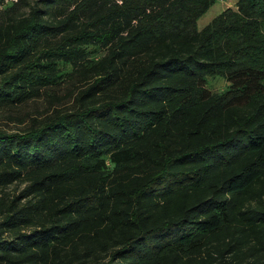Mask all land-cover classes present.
Here are the masks:
<instances>
[{
  "label": "trees",
  "instance_id": "1",
  "mask_svg": "<svg viewBox=\"0 0 264 264\" xmlns=\"http://www.w3.org/2000/svg\"><path fill=\"white\" fill-rule=\"evenodd\" d=\"M217 2L0 0V264H264V0Z\"/></svg>",
  "mask_w": 264,
  "mask_h": 264
},
{
  "label": "rangeland",
  "instance_id": "2",
  "mask_svg": "<svg viewBox=\"0 0 264 264\" xmlns=\"http://www.w3.org/2000/svg\"><path fill=\"white\" fill-rule=\"evenodd\" d=\"M228 9L236 11L238 9V0H218V2L199 20L200 28L206 26L216 16ZM210 85L215 90H223L227 86V81L221 77L211 78Z\"/></svg>",
  "mask_w": 264,
  "mask_h": 264
},
{
  "label": "water",
  "instance_id": "3",
  "mask_svg": "<svg viewBox=\"0 0 264 264\" xmlns=\"http://www.w3.org/2000/svg\"><path fill=\"white\" fill-rule=\"evenodd\" d=\"M0 240H1V228H0Z\"/></svg>",
  "mask_w": 264,
  "mask_h": 264
},
{
  "label": "built area",
  "instance_id": "4",
  "mask_svg": "<svg viewBox=\"0 0 264 264\" xmlns=\"http://www.w3.org/2000/svg\"><path fill=\"white\" fill-rule=\"evenodd\" d=\"M223 1V0H222Z\"/></svg>",
  "mask_w": 264,
  "mask_h": 264
}]
</instances>
